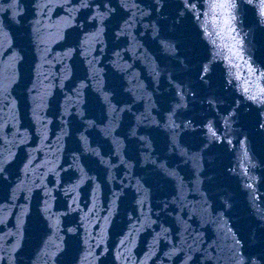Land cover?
<instances>
[{"label": "water", "instance_id": "1", "mask_svg": "<svg viewBox=\"0 0 264 264\" xmlns=\"http://www.w3.org/2000/svg\"><path fill=\"white\" fill-rule=\"evenodd\" d=\"M47 1L227 264H264V0Z\"/></svg>", "mask_w": 264, "mask_h": 264}, {"label": "snow or ice", "instance_id": "2", "mask_svg": "<svg viewBox=\"0 0 264 264\" xmlns=\"http://www.w3.org/2000/svg\"><path fill=\"white\" fill-rule=\"evenodd\" d=\"M82 7H88L87 3L82 4ZM204 71L207 72L208 69L207 68H204ZM161 167H163V166H161ZM0 170L6 171L7 169L6 168H0Z\"/></svg>", "mask_w": 264, "mask_h": 264}]
</instances>
